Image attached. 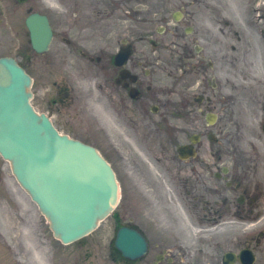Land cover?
Instances as JSON below:
<instances>
[{"label":"water","instance_id":"95a60500","mask_svg":"<svg viewBox=\"0 0 264 264\" xmlns=\"http://www.w3.org/2000/svg\"><path fill=\"white\" fill-rule=\"evenodd\" d=\"M47 23L37 16L42 26H31L39 51L50 41ZM31 86V78L14 59H0V153L11 161L56 237L74 242L114 210L119 186L111 166L94 148L59 134L48 118L36 113ZM123 251L132 258L143 254L132 247Z\"/></svg>","mask_w":264,"mask_h":264},{"label":"flooded vegetation","instance_id":"af4514ba","mask_svg":"<svg viewBox=\"0 0 264 264\" xmlns=\"http://www.w3.org/2000/svg\"><path fill=\"white\" fill-rule=\"evenodd\" d=\"M94 2H96V0H94ZM102 4L103 0H99V5ZM88 9L89 8L85 7L83 4L77 3V17L92 21V23L87 24L88 26L92 24L90 28L86 27L87 30L94 29L95 34L107 35L109 27L107 26L106 21L110 17V14L104 11L97 13L89 12ZM160 23H162L161 26L157 27L155 31L152 29H146L147 34L145 37L151 40V44L153 46L158 47L159 45H162L165 48L176 46L178 48H182L183 50L186 48L188 51L187 58L190 61L199 58L201 65H203V61L206 60L208 56L218 59L217 50L212 48L208 53V50L201 51L197 47V43L201 40V32L199 29H196V27L191 25L192 21L190 19L185 20L183 16L180 21H176L174 16L172 20L168 15L164 14L163 17L160 18ZM69 29L70 28L68 27L62 29L61 31L57 30L62 42L61 50L53 53L51 58L46 60V67L51 66V69L47 70L49 75H44L42 80L45 79L47 83L51 82V79L53 78V76L50 75L55 73L52 64L57 62V79L53 81L56 87L55 93L49 98H47V93H44L42 99L45 102L44 105L47 107L48 114L53 116L56 115L65 127H80L84 125L83 118L80 120L77 116L74 117L71 114V111L77 104L76 101L79 99L78 96H73V92H75L73 86L79 72H75L76 66L74 65L71 55H78V57L81 56L83 60L88 61L90 64H96L99 67H103L108 74L104 82L105 85L112 83L115 79L116 86L115 88H112V92L117 91V93H120V91H122L125 103H127L129 99V101L139 109L143 108V104L147 108H150L152 105H158L159 107L162 106L164 101L160 98L157 87L158 81L154 78V59H152L148 54L141 50V52L139 51L137 56H133L123 68H113V62L108 58L107 54L110 50L109 43L99 45L92 44L90 41L82 38L81 36H72ZM189 31H192L193 34L188 35ZM164 37L167 39H164ZM166 41H169V43H166ZM11 47L16 51L15 38L12 43H9L8 51H10ZM21 49L22 48H20V50ZM134 50L136 51V49ZM67 51H69V54H67ZM97 52L101 55L97 54ZM46 61H36V58L32 56V51L28 47H26L25 54L20 56V63L28 71H32L37 68L46 71ZM112 68L115 70L114 72L116 74V77L114 78L111 75V71H113ZM123 70H126L127 73H125V78L120 79V73ZM43 84H45V82L40 83L39 89H43ZM38 92L36 91L37 96L39 94ZM131 93L137 95L138 100H131ZM261 122L264 126V106L262 110ZM236 169L237 171L234 173V177L230 183L233 192L238 194V196L233 199L231 204L232 213L238 220H240V217L245 219H254L258 202L256 184L254 185L250 182V180L245 181V178H243L245 173L240 172V165H238ZM204 183H202V185ZM187 185L189 186V181H187ZM198 185L199 184L196 183V186ZM204 186H207V183H205ZM225 205L226 203L223 197L220 198V209L218 214L221 216L223 215ZM234 237L235 239L232 241V245L222 251L221 255L217 257L218 261L216 264H224L227 259L226 255L229 253H233V264H240L239 259L237 260L236 256L239 249L252 250L257 256V262L255 264H264V246H262V239L251 240L249 238H242L239 234H236ZM148 238L150 239V242H152V238L150 236H148ZM6 239L12 241L11 243L8 240V242L13 245L0 238V264H19V259L16 257L15 252L17 247L15 238L7 237ZM18 248L21 249L22 258L25 259L24 261H27V259H29V255L25 251V246L22 243H19ZM165 253V250H152L148 254V257L143 259L141 262H129L123 257L116 258L115 262L118 263L121 261L122 264H177L176 257L172 259L168 258L165 256Z\"/></svg>","mask_w":264,"mask_h":264},{"label":"rangeland","instance_id":"374dc122","mask_svg":"<svg viewBox=\"0 0 264 264\" xmlns=\"http://www.w3.org/2000/svg\"><path fill=\"white\" fill-rule=\"evenodd\" d=\"M172 1L176 4H173L171 6H174L173 8H177V6L181 5L180 1H185V0H172ZM225 1L230 3V2H233L235 0H225ZM248 1L247 0H237V2L239 3L238 5H239L241 11L247 5ZM255 1L256 0H254V2H253V6L255 4ZM36 3L39 7H42L43 9H45V7H49V6L52 7L53 6V3L51 1L50 2H44V4H41L38 1H36ZM160 6H163V5H160ZM198 8L200 10H202L201 5H199ZM128 9H129V5L127 7H125V4L122 2V0H119V1H116L113 3L114 18L112 19V23H113L112 38H111V40H112V53H113V51L115 52L117 50L118 41L121 38H123L125 35L132 33V31L130 33L129 32L125 33V30L123 28V26H125L130 21H132L131 19H128L130 16H132L131 14L127 13ZM144 11L147 12V11H152V10H149L148 7H144ZM12 12H14V11L12 10ZM18 12H19V10H18ZM6 16L7 17H4V16H2V17L7 22L11 21V19H10L11 16H9L8 11H7ZM24 18H25V14L23 15V20H24ZM0 19H2V18L0 17ZM73 22H74L73 19H70V23H73ZM174 71H177V70H174ZM161 80H162L164 85L170 84L173 81L172 74L170 72L161 73ZM81 84L83 85V87H85V89H88L90 87V85H87L83 82H81ZM79 89H80V93H82L81 90H83V88L80 86ZM49 91H50V87H48V92ZM90 91H93V90L90 89ZM88 97H90L88 99L89 104H92V101L95 102L96 104L99 102V99L97 98L96 94H93V96L90 95ZM174 97L176 98V100L179 99V97H177V96H174ZM97 106L98 107L96 109L102 110V107L100 105H97ZM204 110H205V108H204ZM226 118H227V116H224V119H226ZM104 119H107L108 121H110V119H108V117L104 118ZM88 123L92 124L91 120H89ZM172 123L175 127H184V128L185 127H207V124L205 122V114H200L198 112L193 113L191 119H189L188 121L187 120L183 121V120L174 119V121H172ZM215 127H216V129L214 131L217 134L222 133L223 138L225 139V146H226L225 151L227 152L226 155L231 156L232 155V143H231V141L232 140L236 141V139H237V135L234 134L233 127H230V126L225 127V123L223 122V120L222 121L219 120V122L217 123V125ZM76 129L77 130H75V134H77V132H78L79 136H81V137L85 136V137H88L91 139H93L94 137H97V135L94 133V131L91 129V127H76ZM112 133L116 136L120 146L123 148L125 155L130 156L131 155V148L133 146H132V143L127 139L126 133L124 132V129L121 130L120 128L118 129V127H112ZM250 133L253 134V132H251V131H250ZM113 139L115 140V137ZM100 141H101L100 146L103 148V151L108 155V157H111L113 159V161L117 164V170L119 172V175H121L120 177L125 179V171L126 170H125L124 164H122L123 163L122 159L119 158L115 154V152L113 151V149L111 147L110 142L108 145H106L105 140L102 137H101ZM140 142L142 145L141 144L139 146L134 145L137 149V153L134 156H139L142 159H144V158L149 159V161L152 163V165H154L155 167H157L159 169L158 164L154 160V159H156V157L160 156L158 147L154 143L150 142L149 140H147L145 138H141ZM215 149H216V146L214 147L213 150H215ZM146 150H149L150 152H147ZM210 151H211V147L209 146V144H207L204 147L202 153L204 156H208L209 160L211 162L213 160L210 158V154H211ZM141 161H144V160H141ZM229 161H231V159H228V162ZM145 162H146V164H148L147 160H145ZM165 165H166V167H171L172 164L166 163ZM261 168L262 169L260 170V173H262V175H256L255 176L257 183L264 182V164H261ZM155 174H156V170H155ZM0 175L3 178V182H2L1 187H3L4 189H7L9 193L17 194L18 197H20V194H21V192L19 190L20 188L17 185V183L15 182V180L11 174L10 167L1 158H0ZM129 182H130V184H133L134 181L129 180ZM125 195H128V194H125ZM123 202L124 203L121 204V206L118 209L119 213L128 208V205H129L128 196L125 197ZM129 214L134 215L135 211L130 210ZM193 218L196 219L195 215L193 216ZM185 225H186L187 230L190 231L187 223ZM115 230H116L115 219H109L106 222H104L102 224L101 228L99 229V231H97L96 233H94L92 235V237H94V238H89L86 240L87 246L82 247V251H85V252H82V254L85 255V253H88L87 251L90 250L88 248H93V249L97 248L94 251L99 253V257L101 260H103L104 258H108V253H109L108 251H110V249H111V248L109 249V247H110L109 243L111 241L110 239H112L114 237ZM191 231H193L192 227H191ZM197 233H198L197 235H200V236H204V235L213 236V235L218 234L214 230L212 232H209V233H205L204 231H201V232L197 231ZM47 236H48L49 242H52L53 236H52V233L50 230H48ZM97 237L99 238V240H97ZM74 246H76V245H74ZM206 246L212 247V244H208ZM51 248H52L51 244H49V248H48L49 251L48 252H50ZM69 248H73V247L71 246ZM69 248H66V251H68ZM48 257L51 258V253L48 254ZM206 262H207L206 257L204 255H200L198 258L197 257L194 258L193 264H205ZM50 263H51V261H50ZM96 264H101V262L96 261Z\"/></svg>","mask_w":264,"mask_h":264}]
</instances>
